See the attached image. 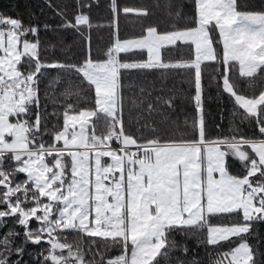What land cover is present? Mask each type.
Here are the masks:
<instances>
[{"label": "snow or ice", "instance_id": "1", "mask_svg": "<svg viewBox=\"0 0 264 264\" xmlns=\"http://www.w3.org/2000/svg\"><path fill=\"white\" fill-rule=\"evenodd\" d=\"M44 3L60 19L55 27L79 34L86 51L77 60L50 59L38 26L0 14V264H29V244L40 246L34 264H203L188 255L192 237L213 249L206 247L208 264H264V0L259 7L187 0L169 11L174 20L164 28L148 8L111 0L117 31L100 56L81 11L92 0H75L72 18L66 4ZM121 12L142 18L138 35H119ZM206 62L217 94L228 96L251 134L234 121L230 136H208ZM155 69L191 70L196 116L179 138L139 125L130 112L139 127L125 123V73ZM54 88L63 103L49 112L41 92L61 104ZM175 98L156 100L172 108ZM146 110L157 109L149 102ZM231 160L240 171H231Z\"/></svg>", "mask_w": 264, "mask_h": 264}, {"label": "trees", "instance_id": "2", "mask_svg": "<svg viewBox=\"0 0 264 264\" xmlns=\"http://www.w3.org/2000/svg\"><path fill=\"white\" fill-rule=\"evenodd\" d=\"M54 3L67 5V15L69 18L73 17L75 11V0H53ZM181 3H187V0H117V4L120 8L125 6L133 8H148L151 13V21L159 22L161 28H164L170 21L174 20V17L168 15L169 11H177V5ZM242 5L247 4L252 7H259L261 0H241ZM111 0H92V7L84 8L85 14H88L92 24L90 30L86 29L87 34L90 36V43L93 56H100L103 54L104 49L109 45L111 41L115 39V33L117 26L115 23L114 14L110 9ZM159 5L157 7L156 5ZM171 4L172 8L169 9L167 5ZM185 11H187L185 9ZM0 14L11 16L21 19L27 26L29 24L38 26L40 28L41 40L49 45L46 55L50 59L58 60H77L81 58L86 51L85 41L79 36L74 34L71 30L58 29L55 26L60 22L59 17H56L51 9L47 7L44 0H0ZM142 18L136 17L135 14L130 13L128 15L120 13L119 16V35L122 38H128L138 35L140 32V20ZM176 23H183V21H175ZM45 23L53 26L52 30L45 31L43 25ZM55 45L52 48L51 45ZM124 55V54H122ZM134 59L137 58L135 53L128 54ZM185 57L187 53L184 54ZM173 60L177 59L176 56L172 57ZM204 71L202 73L203 84L205 86L204 92V108H205V122L207 127V133L210 138L230 136V128L233 127V122L238 126L243 133L251 134L247 123L240 124L239 118H234L232 115L233 103L229 100L225 94L220 96L217 94L215 82L211 80L213 75L212 68L202 66ZM54 74V70H53ZM192 73L187 69H155V70H129L125 73L123 79V93L125 96V123L126 125L131 123V130L136 131L139 125L148 123L156 128L157 132L161 134L174 135L179 138L186 131L191 132V122L196 116L194 104L191 102V95L194 94V88L191 84ZM44 85H41V89ZM144 88L145 92H141L140 89ZM51 95L55 96L61 101V104H53L51 99L45 100L43 98V91L41 92L42 103H47L48 111L51 112L53 108H59L62 106L63 97H59V88L50 90ZM151 93V95H148ZM175 95L173 101L174 107L169 108L166 104L157 102V97L167 98L170 95ZM141 100L143 103H141ZM133 101L136 104H133ZM72 103H75V97L72 98ZM151 102L154 104L156 111L148 114L146 108L147 104ZM80 107H84L81 103ZM129 112L131 117L139 118V125L136 119L129 120ZM50 120H54V117H50ZM187 121V124L185 123ZM51 127V124H49ZM146 136L152 135L150 128L140 129ZM47 139V137H46ZM231 171L236 173L240 171V164L238 161L231 160ZM21 178L22 174H21ZM35 226V225H33ZM8 228H17L9 222ZM261 236L264 237V225L259 226L258 229ZM73 233L69 236V240H72ZM180 241H185V237L177 236ZM86 247L87 241L91 238L85 237ZM97 239L98 243L95 247L102 249L103 242ZM253 245L257 244L255 237L250 238ZM190 249L189 257L196 255L203 264H208L206 256V247L208 251H213L210 246L200 245L197 246L196 237L188 238L186 240ZM262 250H264V241H262ZM227 248V245L224 246ZM40 246L31 245L27 246V254L24 256V260L29 264H34L33 256L39 251ZM118 254L115 250L107 253L111 256ZM174 255L184 258L183 253L177 252ZM87 259H92L91 255L87 256ZM98 259V258H97Z\"/></svg>", "mask_w": 264, "mask_h": 264}]
</instances>
